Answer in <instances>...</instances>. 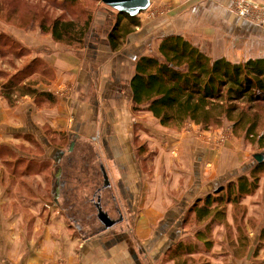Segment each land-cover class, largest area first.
Returning a JSON list of instances; mask_svg holds the SVG:
<instances>
[{
    "label": "crops",
    "instance_id": "1",
    "mask_svg": "<svg viewBox=\"0 0 264 264\" xmlns=\"http://www.w3.org/2000/svg\"><path fill=\"white\" fill-rule=\"evenodd\" d=\"M233 1L151 0L115 50L109 37L127 18L100 1L79 47L36 33L34 64L47 66L49 78L34 82V97L13 104L0 97V152L34 168V175H3L0 156V264H184L182 255L264 264V207L256 208L263 181L238 202L239 219L236 204L213 203L206 219L198 211L251 170L248 148L194 122L163 126L135 105L132 91L137 63L158 55L167 36L212 59L264 58V26L238 15ZM105 173L110 191L97 185ZM98 197L107 201L104 213L115 203L122 221L115 211L111 228L86 221Z\"/></svg>",
    "mask_w": 264,
    "mask_h": 264
},
{
    "label": "trees",
    "instance_id": "2",
    "mask_svg": "<svg viewBox=\"0 0 264 264\" xmlns=\"http://www.w3.org/2000/svg\"><path fill=\"white\" fill-rule=\"evenodd\" d=\"M117 13L127 18V24L117 23L110 35L114 50L118 49L122 38L140 25L137 16ZM72 24L55 21L51 32L54 40L68 43L66 35L70 33ZM88 26L89 21L86 23ZM136 70L132 81L135 105L138 108L145 106L161 125L183 126L186 122H194L206 129L228 121L233 132L245 131L247 139L251 138L263 146L264 58L240 63H232L225 58L212 59L185 38L171 35L162 39L158 55L140 59ZM26 88V85L18 87L23 92L17 96L34 97V89ZM7 98L10 104L20 99ZM261 168H264V160L256 161L250 175L242 176L237 183L223 188L218 196L207 197L198 208L202 212L199 218H208L213 203L235 205L243 196L252 194L258 188V178L253 172Z\"/></svg>",
    "mask_w": 264,
    "mask_h": 264
},
{
    "label": "rangeland",
    "instance_id": "3",
    "mask_svg": "<svg viewBox=\"0 0 264 264\" xmlns=\"http://www.w3.org/2000/svg\"><path fill=\"white\" fill-rule=\"evenodd\" d=\"M99 5V0H0V97L6 100L8 99L7 96L10 97V100L18 99L20 97L17 95L25 90V88L23 90L17 89L18 87L26 85V89L29 87H31L30 89H34V82L44 81L46 78H49L48 74L50 73H48L47 66H36L34 64L36 62L34 61V37L37 36L36 33L52 34V26L55 21H60L61 23L73 22L69 28L70 33L66 35V38H68L67 41L68 43L70 42L71 46L79 47V44L82 45L85 36L92 27V21L97 14L98 10L96 9H98ZM88 21L89 26L86 27ZM78 39L81 42H78ZM261 115L264 118V111L261 112ZM170 127L179 128L182 126L176 124ZM231 127V123L223 121L219 124L211 125L206 129L213 133L216 130H221V140L227 142L231 138L229 141L232 140L233 142V140H236L240 148H248L245 151L249 156L247 164L255 165L256 160L253 158V155H264V142L262 146L257 141H251V138H246L245 131L238 130L233 132ZM0 156L3 161L6 159L3 175H34V168L30 167L28 163H22L20 159L2 151L0 152ZM18 161H20V164H17ZM245 175H250V171L247 174L241 175V177ZM253 175L258 178V185L263 181L262 186L264 188V168L253 172ZM239 178L235 183L239 181ZM223 205L224 207L227 206L222 204L218 208L222 209ZM238 205L234 206L235 219H239L243 214L240 208L245 209L239 203ZM252 205L249 202L245 207ZM261 207H264V203H258L256 208L260 210ZM188 220L190 221V226L187 228L191 229L195 221L189 215L186 218V221ZM230 232L231 237H233L235 235L234 231L231 230ZM197 251L201 252L202 250L199 248ZM202 259L206 258L203 257ZM196 261L198 260L195 258L191 259L183 255L181 256V263L184 262V264L203 263V261H199V263H196ZM204 262H207V259Z\"/></svg>",
    "mask_w": 264,
    "mask_h": 264
},
{
    "label": "water",
    "instance_id": "4",
    "mask_svg": "<svg viewBox=\"0 0 264 264\" xmlns=\"http://www.w3.org/2000/svg\"><path fill=\"white\" fill-rule=\"evenodd\" d=\"M105 6L119 12L126 14L130 17H136L141 13L147 11L150 8L151 0H99ZM255 160L261 162L264 160L263 154H256L254 156ZM105 181L108 184V177L105 173ZM110 184V183H109ZM100 216L99 219L104 223V229L111 228L118 224L117 221H111L109 215L104 213L102 210H99Z\"/></svg>",
    "mask_w": 264,
    "mask_h": 264
},
{
    "label": "built area",
    "instance_id": "5",
    "mask_svg": "<svg viewBox=\"0 0 264 264\" xmlns=\"http://www.w3.org/2000/svg\"><path fill=\"white\" fill-rule=\"evenodd\" d=\"M233 10L251 22L264 26V7H256L243 0H234Z\"/></svg>",
    "mask_w": 264,
    "mask_h": 264
},
{
    "label": "flooded vegetation",
    "instance_id": "6",
    "mask_svg": "<svg viewBox=\"0 0 264 264\" xmlns=\"http://www.w3.org/2000/svg\"><path fill=\"white\" fill-rule=\"evenodd\" d=\"M95 174H98V175H102V173H101V171H98V172H95ZM104 174V173H103ZM97 185H99L100 187H101V190H108L109 189V191H110V184L108 183H106V181L104 180V182L101 184H99V182H97ZM98 199H100V201L99 200H97L96 201V203L95 202H93L92 203V207H90L91 208V211L90 212H92L93 214H92V216L90 215V216H88V214L84 217L85 218V220L86 221H90V222H94V221H101L100 219H99V216H100V213H99V210H102V208H101V206H102V204L103 203H107V201H104L103 199H101L100 197H98ZM108 201H110V200H108ZM115 204V203H114ZM114 204H112L111 202L110 203H108V205L110 206V209H108V211H106V213L109 215V213L111 212V211H115V212H117L118 214H119V218L118 219H116V220H118L119 221V219H121V221H122V218H121V216H120V211H119V209L117 208V206L115 207L114 206ZM95 211L97 212V214L95 213ZM103 211V210H102ZM111 221H115V220H113V219H111Z\"/></svg>",
    "mask_w": 264,
    "mask_h": 264
}]
</instances>
